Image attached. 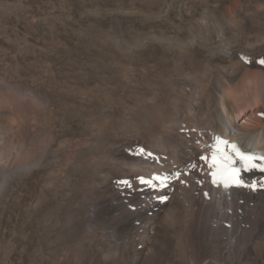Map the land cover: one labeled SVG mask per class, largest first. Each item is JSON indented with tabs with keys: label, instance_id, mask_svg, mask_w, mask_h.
<instances>
[{
	"label": "bare ground",
	"instance_id": "1",
	"mask_svg": "<svg viewBox=\"0 0 264 264\" xmlns=\"http://www.w3.org/2000/svg\"><path fill=\"white\" fill-rule=\"evenodd\" d=\"M23 15L27 47L0 62V264H264L263 195L206 202L175 185L148 216L113 181L151 170L126 156L139 145L184 165L226 129L264 150V0H69Z\"/></svg>",
	"mask_w": 264,
	"mask_h": 264
},
{
	"label": "rangeland",
	"instance_id": "2",
	"mask_svg": "<svg viewBox=\"0 0 264 264\" xmlns=\"http://www.w3.org/2000/svg\"><path fill=\"white\" fill-rule=\"evenodd\" d=\"M68 2L69 0H0V8H1L0 9V12H1L0 13V58H1L0 62L7 63L6 56H8L10 52L18 50L22 47H27L25 43L27 40L26 37H28L33 32V29L32 27H30L31 28L30 29L28 26H26V23L24 20L25 17L23 15L25 12V9L32 8V6H33V9H39V10H42V9L52 10L53 8L63 9L66 6V4H68ZM23 24H25V26ZM20 27H24V28L22 29ZM25 30L26 31L28 30L27 33ZM44 39L46 38H43V41L39 42V44L44 45L48 43L47 45H53V41L49 39H46L45 41ZM2 82L6 83L7 80L0 74V92L4 90L2 88ZM3 93L4 92L0 93V95ZM0 117H5V112L0 111ZM7 144H8V137L7 135H5L1 137L0 139V156L4 154V150L6 149Z\"/></svg>",
	"mask_w": 264,
	"mask_h": 264
},
{
	"label": "snow or ice",
	"instance_id": "3",
	"mask_svg": "<svg viewBox=\"0 0 264 264\" xmlns=\"http://www.w3.org/2000/svg\"><path fill=\"white\" fill-rule=\"evenodd\" d=\"M218 144H227L226 141H222V140H219L218 141ZM229 147H231L232 149H234L236 152H237V155L240 157L241 161H250L252 159H254L253 157H250V156H245L244 154L242 153H239V150L236 149V146L235 145H228ZM217 153H220V158L222 159L223 161V164L221 165H218V158H217ZM212 166H218L219 168H221L223 171H228L229 170V166L233 163V161L231 160V158L225 154H223V152L217 148L216 151H214L213 153V158H212ZM253 167L255 165H252ZM232 172H235V171H238L237 169H230ZM213 175L215 176L216 173H213ZM234 176H233V180H234ZM238 183V181H236ZM228 186V183L225 182V187Z\"/></svg>",
	"mask_w": 264,
	"mask_h": 264
}]
</instances>
